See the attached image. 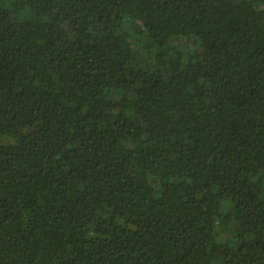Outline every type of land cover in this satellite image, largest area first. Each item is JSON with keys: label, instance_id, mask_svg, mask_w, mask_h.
<instances>
[{"label": "trees", "instance_id": "trees-1", "mask_svg": "<svg viewBox=\"0 0 264 264\" xmlns=\"http://www.w3.org/2000/svg\"><path fill=\"white\" fill-rule=\"evenodd\" d=\"M0 264H264V0H0Z\"/></svg>", "mask_w": 264, "mask_h": 264}]
</instances>
